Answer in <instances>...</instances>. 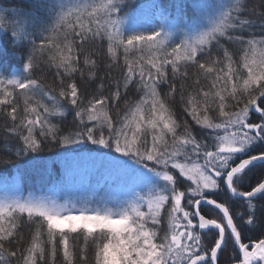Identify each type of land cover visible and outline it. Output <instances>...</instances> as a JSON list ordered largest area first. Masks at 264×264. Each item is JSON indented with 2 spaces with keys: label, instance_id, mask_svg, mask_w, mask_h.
<instances>
[{
  "label": "snow or ice",
  "instance_id": "6c2138e0",
  "mask_svg": "<svg viewBox=\"0 0 264 264\" xmlns=\"http://www.w3.org/2000/svg\"><path fill=\"white\" fill-rule=\"evenodd\" d=\"M169 7L143 26L135 0L0 5V165L84 146L131 183L0 199V264H264V0Z\"/></svg>",
  "mask_w": 264,
  "mask_h": 264
},
{
  "label": "rangeland",
  "instance_id": "374dc122",
  "mask_svg": "<svg viewBox=\"0 0 264 264\" xmlns=\"http://www.w3.org/2000/svg\"><path fill=\"white\" fill-rule=\"evenodd\" d=\"M35 161H29L27 163L30 166L31 172L37 175L38 171L43 169H36L40 163H34ZM57 167L60 172L55 175L53 172L50 173L52 179L49 182V178L46 175L43 178V174L37 176L34 185L24 186L21 183L19 176L14 175L7 181H0V199L5 196H43L56 199L60 202L72 201V202H84L92 201L95 199L97 187L90 185L89 179L91 176L107 177L113 180L114 183H119V175H123L116 169L112 168L107 163V158L100 155H93L91 153H79L76 156L59 157L56 159ZM45 170L50 172L53 171L51 168L53 161L46 160ZM24 169V168H23ZM131 183L127 187H121L122 190L116 188L109 191L104 190L105 200H112L123 197L129 192Z\"/></svg>",
  "mask_w": 264,
  "mask_h": 264
},
{
  "label": "trees",
  "instance_id": "16d2710c",
  "mask_svg": "<svg viewBox=\"0 0 264 264\" xmlns=\"http://www.w3.org/2000/svg\"><path fill=\"white\" fill-rule=\"evenodd\" d=\"M13 0H0V5L7 6L8 4H11ZM178 0H135V11L133 13L134 19L137 24L143 25V26H149L153 24H158L161 22H165L166 18H170L172 15L175 14V9L172 7H169V5H174L177 3ZM199 3H205V4H211L213 0H197ZM161 5H164V7H161ZM11 52V49H9V53ZM10 62L15 63L14 58L10 56ZM103 63V62H102ZM104 69L103 66H101L100 72L103 73ZM48 79H51V76L48 77ZM95 85L90 86V90L94 89ZM3 121H0V124H2ZM72 123V115L69 114L66 119V126H71ZM48 147L51 148V151H48L47 149L40 154V158L38 160H32L35 161L34 163H40L39 167L36 169H43L42 173L41 171L37 172V175H35L34 172H31L29 169L30 166L26 164L21 165L19 168L13 167L11 165L5 167L3 165H0V181L4 180L7 181L12 176H19V179L21 183L24 184V186H32L35 184V181L37 179V176L40 174H43V178L48 176L49 182L51 178L50 173H54L55 175H58L60 170L57 167L56 159L59 157H68V156H76L79 153H91L93 155H98L94 152H89L84 146H80L79 148H76L73 146V149L70 150H64L59 149L54 146L49 145ZM46 160L53 161V164L51 168H53V171H46L45 168V162ZM24 168V169H23ZM101 178H98V176H91L89 179V186L93 185L98 188L96 192V198L93 199L91 202H100L105 200V193L104 190L109 191L111 189L116 188L117 190H122L121 187H127L130 181L128 178H126L124 175H119L118 181L119 183H114L113 180H110L107 177H103L99 175ZM256 175H253L251 179L249 180V183L256 182ZM114 187V188H112ZM223 200V197L221 198ZM237 211H243L244 209L240 206H237ZM207 211V210H206ZM210 218H218L215 216V214H210ZM25 232H27V229H23ZM230 253L226 249L224 252H222L219 256V264H229V257ZM59 259V257H58Z\"/></svg>",
  "mask_w": 264,
  "mask_h": 264
}]
</instances>
